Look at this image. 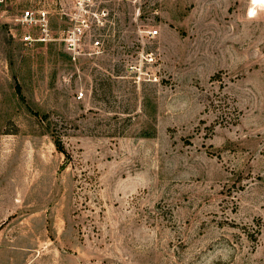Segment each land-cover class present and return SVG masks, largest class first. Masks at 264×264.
I'll list each match as a JSON object with an SVG mask.
<instances>
[{"label":"rangeland","instance_id":"rangeland-1","mask_svg":"<svg viewBox=\"0 0 264 264\" xmlns=\"http://www.w3.org/2000/svg\"><path fill=\"white\" fill-rule=\"evenodd\" d=\"M12 1L0 264H264V0H95L75 52Z\"/></svg>","mask_w":264,"mask_h":264},{"label":"built area","instance_id":"built-area-1","mask_svg":"<svg viewBox=\"0 0 264 264\" xmlns=\"http://www.w3.org/2000/svg\"><path fill=\"white\" fill-rule=\"evenodd\" d=\"M94 3L95 0H31V4L14 15L13 20L25 29L20 35L24 44L31 46L36 42L50 41L53 39V30L49 18V6L57 5L59 14L67 16L70 21L60 39L67 49L75 52L88 31L90 24L85 16L88 13L94 14L92 12ZM12 4V0H0V9L7 12ZM157 32L156 29L148 31L150 36H155ZM92 44L98 46L99 40H94Z\"/></svg>","mask_w":264,"mask_h":264},{"label":"trees","instance_id":"trees-1","mask_svg":"<svg viewBox=\"0 0 264 264\" xmlns=\"http://www.w3.org/2000/svg\"><path fill=\"white\" fill-rule=\"evenodd\" d=\"M16 88H17V92L20 93V88H19L18 85H17ZM54 142H55V144H56V146H57V149L60 150V151H63V147H62V144H61V142H60V139L55 138V139H54ZM63 152H64V151H63Z\"/></svg>","mask_w":264,"mask_h":264}]
</instances>
